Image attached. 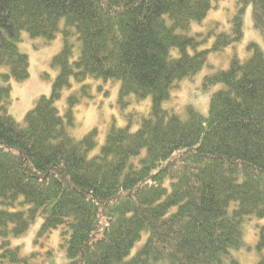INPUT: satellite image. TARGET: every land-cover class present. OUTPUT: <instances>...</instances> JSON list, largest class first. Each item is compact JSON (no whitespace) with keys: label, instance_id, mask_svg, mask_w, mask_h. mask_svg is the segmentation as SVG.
I'll use <instances>...</instances> for the list:
<instances>
[{"label":"trees","instance_id":"obj_1","mask_svg":"<svg viewBox=\"0 0 264 264\" xmlns=\"http://www.w3.org/2000/svg\"><path fill=\"white\" fill-rule=\"evenodd\" d=\"M217 1L0 0L2 264H28L31 256L12 240L40 217L38 238L61 230L66 264H238L244 221L264 219L262 50L250 43L246 60L234 55L205 77V88L222 86L207 117L192 106L184 114L164 107L211 51L243 39L248 6L264 34V0H237L229 32L213 23L207 35H191ZM24 31L47 42L61 35L64 47L53 59L59 75L51 94L20 124L8 107L10 82L30 77L18 45ZM210 35L212 46L200 49ZM88 80L118 81L122 107L151 98L138 128L132 116L112 125L94 156L98 130L82 138L69 131L78 91L65 117L57 107L73 81L90 92ZM256 247L264 264V225Z\"/></svg>","mask_w":264,"mask_h":264},{"label":"rangeland","instance_id":"obj_2","mask_svg":"<svg viewBox=\"0 0 264 264\" xmlns=\"http://www.w3.org/2000/svg\"><path fill=\"white\" fill-rule=\"evenodd\" d=\"M236 4L237 0H218L214 2V7L207 17L201 22H193L189 33L191 35L199 33L207 35L213 23L219 24V31L229 32L230 19L236 12ZM243 23V39L227 47L222 52L211 51L207 65L203 70L190 78L182 80L178 87L172 91L170 100L164 103L165 108L184 114L187 106H192L203 116H208L210 98L222 86L214 85L205 88V77L220 69L228 68L234 55L242 61L246 60L249 56L247 46L250 43H256L264 54V34L261 30L256 29L254 25L251 6H248L245 10ZM214 40L215 35H210L207 43L200 49L210 48ZM18 45L20 51L29 56L30 77L25 81L12 80L10 82L12 100L8 110L18 123L23 124L26 115L35 107L41 96L51 94L53 84L59 75V68L53 65V59L62 51L64 42L61 35H58L53 41L47 42L43 38H33L28 32L24 31ZM86 83L91 85V89L90 92L86 91L83 94L80 90L82 84L73 81L72 87L64 90L57 107L60 114L65 117L68 99L71 94L78 91L81 101L75 105L73 124L69 125V131L75 137L82 138L91 131L98 130V146L91 153V156H94L100 151L112 125L126 126L130 121L128 116H132V130L138 128V117L149 113L151 98L140 102L130 101L129 105L122 107L118 101L120 90L118 81H108L106 83L102 80H88ZM43 220L44 218L40 217L23 237L13 239L12 246H20L22 255L31 256L28 264H66L68 259L61 247V230L53 231L49 238H38V231ZM263 225L264 219L250 217L244 221L242 225L244 245L240 250L233 253V257L238 264H258L260 260V253L256 247L258 227ZM139 248L140 246L137 245L132 254ZM0 264H2L1 260Z\"/></svg>","mask_w":264,"mask_h":264}]
</instances>
